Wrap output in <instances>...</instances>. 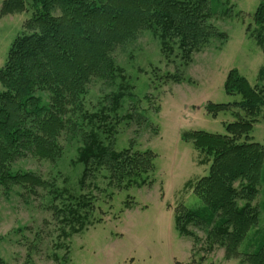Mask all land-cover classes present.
Listing matches in <instances>:
<instances>
[{
    "label": "trees",
    "instance_id": "16d2710c",
    "mask_svg": "<svg viewBox=\"0 0 264 264\" xmlns=\"http://www.w3.org/2000/svg\"><path fill=\"white\" fill-rule=\"evenodd\" d=\"M210 0H30L29 17L13 38L0 67V176L19 184L24 195L47 189L59 221L70 231L88 215L89 197L75 198L65 187L49 183L32 171L10 170V165L28 157L55 162L64 151L61 139L68 135L80 142L74 163L82 166L79 183L107 170L111 181L124 187L144 185L153 169L150 150L116 149L114 134L136 113L124 109L132 100L133 85L113 56L117 47L148 30L160 41L168 59L179 48L182 58L200 51L211 37H225L209 21ZM24 0H3L1 13L19 12ZM254 29L247 30L264 52V0L254 14ZM177 55V54H176ZM264 77V64L258 79ZM102 80L116 85L108 102L91 104V86ZM224 91L237 94L232 103L206 104L212 116L235 106L243 111L225 124V133L190 130L182 139L198 152L197 163L208 165L207 173L193 185L202 206L176 211L180 234L195 233L189 225L206 229V237L223 246L225 257L239 256L238 246L258 222L254 199L264 178V147L250 132L257 117L264 115V87L252 85L238 69L225 77ZM100 103V102H99ZM135 104L134 102L132 103ZM39 187V188H38ZM9 188V186H7ZM44 194V193H43ZM66 198V200H65ZM63 235H67L64 231ZM254 253L242 258L248 264H264V234ZM0 264H6L0 259Z\"/></svg>",
    "mask_w": 264,
    "mask_h": 264
},
{
    "label": "rangeland",
    "instance_id": "374dc122",
    "mask_svg": "<svg viewBox=\"0 0 264 264\" xmlns=\"http://www.w3.org/2000/svg\"><path fill=\"white\" fill-rule=\"evenodd\" d=\"M24 1L26 8L22 11H0V67L13 38L29 17L30 0ZM259 2L210 0L209 21L225 37H211L189 59L180 56L177 45L167 59L160 51L159 39L148 30L116 48L113 56L129 75L134 93L119 112L135 106L142 119H137L135 113L128 124L121 123L114 134L113 146L150 150L153 169L148 181L142 186H119L117 181L108 178L107 170H102L81 186L82 166L74 163L80 142L68 135L61 139L64 151L55 162L30 157L17 160L10 165L12 172H35L59 188L66 187L75 198L89 197L91 207L78 223L80 229L70 231L59 221L55 210L58 199L51 200L47 189L38 187V195H24L22 186L6 183L0 176V259L3 262L248 264L242 258L255 252L264 234V178L254 199L258 222L238 246L239 256L226 258L223 246L206 237L204 228L189 225L196 240L194 236L180 234L174 215L176 211L202 206L192 185L208 169V165L197 163L198 152L190 141L182 139V133L190 130L225 133V124L236 120L238 114L243 115L233 105L216 116L206 111L208 102L232 103L240 99L223 88L231 68L238 69L250 84L264 87V77L258 79L264 52L247 30L248 26L255 27L253 14ZM115 88L116 85L97 80L88 96L91 104L108 102L109 93ZM250 135L264 147V115L257 117ZM189 181L192 185L187 184ZM64 229L67 235L62 234Z\"/></svg>",
    "mask_w": 264,
    "mask_h": 264
}]
</instances>
